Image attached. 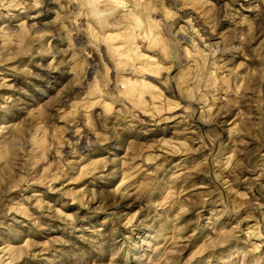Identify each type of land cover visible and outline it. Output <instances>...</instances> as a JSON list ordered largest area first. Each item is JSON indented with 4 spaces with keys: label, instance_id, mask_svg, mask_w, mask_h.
<instances>
[{
    "label": "rangeland",
    "instance_id": "obj_1",
    "mask_svg": "<svg viewBox=\"0 0 264 264\" xmlns=\"http://www.w3.org/2000/svg\"><path fill=\"white\" fill-rule=\"evenodd\" d=\"M0 264H264V0H0Z\"/></svg>",
    "mask_w": 264,
    "mask_h": 264
}]
</instances>
